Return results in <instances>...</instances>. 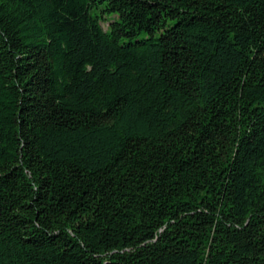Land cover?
Masks as SVG:
<instances>
[{
    "label": "trees",
    "instance_id": "obj_1",
    "mask_svg": "<svg viewBox=\"0 0 264 264\" xmlns=\"http://www.w3.org/2000/svg\"><path fill=\"white\" fill-rule=\"evenodd\" d=\"M0 264H264V0H0Z\"/></svg>",
    "mask_w": 264,
    "mask_h": 264
},
{
    "label": "rangeland",
    "instance_id": "obj_2",
    "mask_svg": "<svg viewBox=\"0 0 264 264\" xmlns=\"http://www.w3.org/2000/svg\"><path fill=\"white\" fill-rule=\"evenodd\" d=\"M103 26L105 27V24H103Z\"/></svg>",
    "mask_w": 264,
    "mask_h": 264
}]
</instances>
